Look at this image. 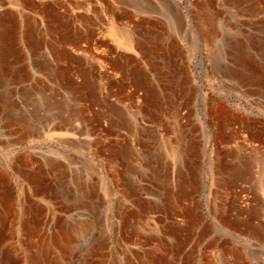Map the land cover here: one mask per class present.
Returning <instances> with one entry per match:
<instances>
[{
	"label": "rangeland",
	"instance_id": "374dc122",
	"mask_svg": "<svg viewBox=\"0 0 264 264\" xmlns=\"http://www.w3.org/2000/svg\"><path fill=\"white\" fill-rule=\"evenodd\" d=\"M261 5L0 0V264H264V77L256 93L230 75L239 53L264 65ZM151 62L163 68L152 92ZM167 68L188 71L201 92H170ZM67 115L91 137H66L56 122ZM221 129L228 138L217 139ZM191 134L201 151L174 176L169 144L181 149Z\"/></svg>",
	"mask_w": 264,
	"mask_h": 264
},
{
	"label": "bare ground",
	"instance_id": "6f19581e",
	"mask_svg": "<svg viewBox=\"0 0 264 264\" xmlns=\"http://www.w3.org/2000/svg\"><path fill=\"white\" fill-rule=\"evenodd\" d=\"M234 1V3L235 4H240L241 5V3H250L253 7V12H255V10H257L258 9V5H259V2H260V4H261V2H263L264 3V0H233ZM247 6V5H246ZM249 6V5H248ZM262 6V5H261ZM245 6H243V8H244ZM262 7H264V5L262 6ZM236 8V7H235ZM255 9V10H254ZM170 11V10H169ZM202 11V10H201ZM248 12V11H247ZM238 13V12H237ZM248 14V13H247ZM246 14V15H247ZM180 16H181V14H179ZM221 15V14H220ZM240 15V14H239ZM177 18V17H176ZM178 18H179V16H178ZM181 18V21L179 22L182 26H184V24H185V18L184 17H180ZM17 19V18H16ZM6 20V19H5ZM177 20V19H176ZM211 20V19H210ZM185 21V22H184ZM148 22V21H147ZM177 23V22H176ZM210 24H212V23H210ZM205 25V24H204ZM121 26V25H120ZM216 27V26H215ZM155 28V27H154ZM203 29V28H202ZM205 30H206V28H204ZM213 29V28H212ZM79 30V29H78ZM218 30V29H217ZM1 31V30H0ZM136 31V30H135ZM150 31V30H149ZM217 32V31H216ZM19 33V32H18ZM22 33V32H21ZM125 33V32H124ZM139 33V32H138ZM218 33V32H217ZM216 33V34H217ZM3 34V33H2ZM1 33H0V36L2 35ZM157 34V33H156ZM215 34V33H214ZM4 35V34H3ZM8 35V34H7ZM21 35V34H20ZM25 35V34H24ZM201 35V34H200ZM23 36V35H22ZM155 36V35H154ZM147 37H149V36H147ZM146 37V40L148 39ZM215 37V36H214ZM214 37H212L211 36V34H210V32H209V29L207 30V32H205V34H204V39H203V42L207 45V40L209 41V40H212ZM1 38H3V36H1ZM18 38H19V36H18ZM43 38V37H42ZM121 38H122V40H123V44L124 45H126V46H128L127 48H133V43L134 42H132V40L128 37V36H125V34H122L121 35ZM162 38V37H161ZM87 39V38H86ZM239 39V38H238ZM9 40V39H8ZM20 40V39H19ZM22 40V39H21ZM144 40V39H143ZM149 40V39H148ZM150 40H151V37H150ZM153 40V39H152ZM155 40V39H154ZM163 40H164V38H163ZM2 41V39L0 40V42ZM161 41V40H160ZM159 41V42H160ZM216 41V40H215ZM143 42H145V41H143ZM171 42V41H170ZM169 42V43H170ZM172 42L173 43H175L173 40H172ZM211 42V41H210ZM214 42V41H213ZM138 43V42H137ZM147 43V42H146ZM158 43V42H157ZM164 43V42H163ZM192 43V42H191ZM216 43V42H215ZM87 44V43H86ZM142 44V43H141ZM150 45H152L151 43H149ZM155 44H153V46H154ZM158 45H161L160 47H162V45L164 46V44H160V43H158ZM170 45V44H169ZM168 45V48L170 49V47H175L174 45L173 46H169ZM212 45V44H211ZM210 45V46H211ZM3 46H4V44H3ZM143 46H145V44H143ZM157 46V45H156ZM8 47V46H7ZM32 47V46H31ZM142 47V46H141ZM158 47V46H157ZM177 48L175 49V50H173L174 51V53L176 52V54L174 55V54H172L173 56H171L174 60L175 59H177L176 57L178 56V54H179V56H180V52H179V48H178V46H176ZM13 48V47H12ZM143 48V47H142ZM146 48H149L150 50H151V48H150V46H147ZM159 48V47H158ZM163 48V47H162ZM167 48V49H168ZM205 48H207V47H205ZM264 48V47H263ZM262 48V46L260 47V50L257 52L258 54H259V56L260 57H264V49ZM168 49V50H169ZM252 49V48H251ZM261 49H263V50H261ZM40 50V49H39ZM254 50V49H253ZM257 50V49H256ZM255 50V51H256ZM4 51V50H3ZM148 51V50H147ZM160 51V50H159ZM172 51V52H173ZM208 51V50H207ZM144 52H145V50H144ZM161 52V51H160ZM164 52H166V51H164ZM164 52H162V53H164ZM179 52V53H178ZM11 53H12V51H11ZM10 53V54H11ZM148 53V52H147ZM146 53V54H147ZM152 53H154V52H152ZM178 53V54H177ZM151 53H149V55H150ZM165 54H167V53H165ZM182 54V53H181ZM240 55H238V53H237V58H236V60H239V62H237V63H239V64H234V65H236L237 67H234V69L232 70V72H231V76L232 77H234L235 79H237L238 81H240V83L241 84H245V85H249V86H251L252 87V90L254 91V92H258L259 91V88L261 87V84H260V82L262 81H259V80H257V75H259L260 73H262L263 72V77H264V69L262 70V68H263V64L261 65V64H259V62H256L255 60H254V58H253V60H248V58L247 57H245L244 59H247L248 61H246V62H242V55H241V53H239ZM153 55H156V53L155 54H153ZM158 56H159V53L157 54ZM128 56V55H127ZM150 56H152V54L150 55ZM161 56H163V55H161ZM161 56H159V57H161ZM245 56H247L246 54H245ZM130 57V56H129ZM155 57V56H154ZM159 57H155L156 59L157 58H159ZM164 57V56H163ZM250 58H251V56H249ZM253 57V56H252ZM153 58V57H152ZM151 58V59H152ZM167 58V57H166ZM182 58V57H181ZM179 59L180 61L182 60V59ZM7 59V58H6ZM26 59V58H25ZM132 59V58H131ZM150 59V60H151ZM164 59V58H163ZM168 59H170L169 57H168ZM1 60V59H0ZM149 60V59H148ZM154 60V59H153ZM164 60H166V59H164ZM164 60H162V57H161V61H164ZM230 60V59H229ZM261 60H264V58H261ZM155 61V60H154ZM169 61V60H168ZM180 61H178V62H180ZM183 61V60H182ZM232 61V60H231ZM244 61V60H243ZM147 62V61H146ZM177 62V63H178ZM1 63V62H0ZM164 63H167V61H164ZM173 63H174V61H173ZM175 63H176V60H175ZM174 63V64H175ZM176 63V64H177ZM3 64V63H2ZM7 64V63H6ZM171 64V63H170ZM174 64H173V66H174ZM198 64H201V60H199V62H198ZM150 72H144V73H146L145 75L144 74H142V75H144V85L147 87V89L149 88L150 90H151V92L154 90H157L158 89V86L153 82V77H155L156 78V80H157V77H158V74H157V70H158V68H161V67H159L160 66V63L159 62H151L150 63ZM182 65V64H181ZM164 66V65H163ZM172 66V67H173ZM184 66V65H183ZM247 67V71H246V67ZM1 67V66H0ZM5 67V66H4ZM165 67V66H164ZM176 67V66H175ZM178 67V66H177ZM176 67V68H177ZM170 68V67H169ZM175 68V69H176ZM18 69V68H17ZM161 69H163V68H161ZM168 69V68H167ZM174 69V68H173ZM179 69H180V67H179ZM10 70V69H9ZM169 70V69H168ZM183 70H186V68L185 69H183ZM258 70L260 71V70H262V71H260L259 73H257L258 72ZM139 71V70H138ZM173 71V70H172ZM181 71V70H180ZM213 71V70H212ZM162 72V71H161ZM166 72V71H165ZM8 73H9V71H8ZM227 73V72H226ZM1 74H3V72L1 73ZM18 74V73H17ZM167 75H169L170 74V76L171 77H169V78H171V82H170V87L172 88L171 90H170V92L174 89H176V88H178L177 90L178 91H180V92H184L185 94H189L190 93V91L192 92V93H194V94H199L201 91L199 90V86H198V84L197 83H195L194 81H193V79L191 78V76L189 75V73H188V71H183V72H179V74H178V76L176 77V75H175V72H171V69L169 70V71H167V73H166ZM219 74H221L220 72H219ZM9 75V74H8ZM142 75H140V76H142ZM225 75H227V74H225ZM245 75H247V77L245 76ZM248 75H250V77L248 76ZM161 76H163V75H161ZM182 76V77H181ZM224 76V75H223ZM167 77V76H166ZM227 77V76H226ZM134 78V77H133ZM161 78V77H160ZM220 78V77H219ZM228 78V77H227ZM140 79V78H139ZM230 79V78H229ZM232 80H233V78H231ZM183 80V81H182ZM163 81V80H162ZM182 81V82H181ZM163 82H165V81H163ZM141 85V84H140ZM165 85V84H164ZM168 85V84H167ZM160 86H161V84H160ZM168 86V87H169ZM163 87V86H162ZM161 87V88H162ZM153 89V90H152ZM165 89V88H164ZM166 90H167V87H166ZM148 91V90H147ZM146 91V92H147ZM163 91V90H162ZM165 91V90H164ZM173 92V91H172ZM177 92V91H176ZM180 92H177V93H179V94H176V95H181V97H183L182 96V94H180ZM148 93V92H147ZM154 93H156V92H153V94ZM255 93V94H256ZM174 94H175V92H174ZM202 95V94H201ZM164 96V95H163ZM193 96V95H192ZM153 97V96H152ZM156 97V96H155ZM177 97V96H176ZM176 97H174L175 99H176ZM185 97V96H184ZM189 97V96H188ZM187 97V98H188ZM203 97V96H202ZM151 98V97H150ZM157 98V97H156ZM166 98V97H165ZM164 98V99H165ZM169 98V97H168ZM178 98H179V96H178ZM193 98V97H192ZM159 99V98H158ZM161 99V98H160ZM160 99H159V101H160ZM183 99V98H182ZM181 99V100H182ZM186 99V98H185ZM1 100H3V99H1ZM153 100V99H152ZM172 100H173V98H172ZM170 101V100H169ZM190 101V100H189ZM192 101V100H191ZM154 102H156L155 100H154ZM175 102V101H174ZM181 102V101H180ZM185 102H186V100H185ZM184 102V103H185ZM167 103V102H166ZM170 103V102H169ZM161 104V103H160ZM159 103H158V105H160ZM187 104H189L188 103V101H187ZM157 105V104H156ZM189 105H191V103L189 104ZM260 105V104H259ZM154 106H155V104H154ZM176 106V105H175ZM219 106V105H218ZM217 106V109L218 108H221V107H218ZM171 107V106H170ZM187 107V106H186ZM216 107V106H215ZM155 108V107H154ZM176 109V108H175ZM213 109H214V107H213ZM216 109V110H217ZM178 110V109H177ZM219 110V109H218ZM221 110V109H220ZM1 111V110H0ZM213 111V110H212ZM157 112V111H156ZM229 113V112H228ZM78 114V113H77ZM210 114H212V113H210ZM216 114V113H215ZM179 115V114H178ZM54 118V117H53ZM66 119H64V120H59L58 122H56V126L58 127V128H60L61 130L62 129H67V135H66V137H79V136H84V137H86V138H90L91 137V133H90V130L91 129H89L88 127H86V126H88V125H86V124H84V122L82 123V124H84V125H86V126H82L81 127V124H80V122H79V120H78V118H80V117H74L73 116V118H70L69 117V115H67L66 117H65ZM190 117H188L187 119H189ZM156 119H157V117H156ZM54 120H55V118H54ZM239 121V120H238ZM189 122V121H188ZM193 122V121H192ZM220 122V121H219ZM218 122V123H219ZM190 123V122H189ZM191 125V124H190ZM189 125V126H190ZM197 125V124H196ZM196 125H194V126H196ZM230 125V124H229ZM56 127V128H57ZM220 127V126H219ZM57 128V129H58ZM172 128V127H171ZM187 128V127H186ZM193 127H191V129H192ZM198 128V127H197ZM195 129H196V127H195ZM195 129H193L194 131H195ZM181 130H183V129H181ZM184 130H186V129H184ZM192 130V131H193ZM193 131V132H194ZM200 131V130H199ZM254 132V131H253ZM189 133V132H188ZM195 133V132H194ZM217 133V132H216ZM261 133V132H260ZM92 134H94L93 133V131H92ZM184 134V133H183ZM200 134H202L201 132H200ZM215 134V133H214ZM203 135V134H202ZM202 135H200V138L202 137ZM217 135V134H216ZM232 135V134H231ZM188 136H189V134H188ZM59 138V137H58ZM225 138H228V136L226 135V133L225 132H223L222 131V129L221 130H219L218 131V135H217V139H225ZM181 139H183V138H181ZM188 140V142H187V144H186V146L185 147H183L182 146V148L180 149L179 147H176V145L175 144H169V147H170V151H169V153L171 154V159H172V161L170 162L171 164H170V173L171 174H174L175 173V171H176V168H177V166H178V164H179V162H180V159H183V158H185V157H187V156H189L190 154H191V152L193 153V151L196 153L198 150L199 151H201V147H199V144H197L196 145V151L195 150H193L192 148H190V147H188V145L189 144H191V143H193V142H191V141H193V140H196L197 138L195 137V136H193V134H191V137H190V139L189 138H187ZM210 139V138H209ZM208 139V140H209ZM58 140V139H57ZM179 140V139H178ZM178 140L176 141V143H177V145L179 146L180 144H179V142H178ZM184 140V139H183ZM208 140L206 141V140H204L203 141V143H205V146L208 144ZM229 140H230V138H229ZM144 141V140H143ZM215 141H217V140H215ZM183 141H181L180 143H182ZM175 143V142H174ZM193 145V144H192ZM97 146V145H96ZM95 146V147H96ZM94 151V150H93ZM99 151V150H98ZM204 151V148L202 149V152ZM264 153V152H263ZM97 154V153H96ZM199 155V154H198ZM191 157H193V156H191ZM236 158V157H235ZM264 158V157H263ZM234 159V158H233ZM47 160V159H46ZM238 160V159H237ZM191 161V160H190ZM195 161H197V160H195ZM50 162V161H49ZM193 162V161H192ZM157 163V162H156ZM195 163V162H194ZM197 163H200V162H197ZM49 164V163H48ZM185 164V163H184ZM183 164V165H184ZM188 164V163H187ZM231 164V163H230ZM60 165V164H59ZM198 165V164H197ZM262 165V164H261ZM54 166V165H53ZM53 166H52V168H53ZM55 166H57L56 164H55ZM61 166V165H60ZM166 166V165H165ZM185 166H187V165H185ZM223 166V165H222ZM227 166V165H226ZM62 167V166H61ZM192 166H190L189 168H191ZM235 167V166H234ZM233 167V168H234ZM59 168V167H58ZM231 168L232 169V171L233 172H236L237 173V171H234L236 168ZM185 169V168H184ZM223 169V168H222ZM240 169V168H239ZM98 170V169H97ZM248 170V169H247ZM26 171V170H25ZM162 171V170H161ZM188 171V170H187ZM244 171H246V170H243L242 171V174L244 175ZM100 172V170H98V173ZM178 172H179V170H178ZM178 172L176 173V174H178ZM189 172V171H188ZM244 172V173H243ZM193 173V170H192V172L190 173V174H192ZM236 173H235V175H236ZM238 173H240V172H238ZM170 174V175H171ZM176 174H174V176L176 175ZM180 174V173H179ZM241 174V173H240ZM169 175V176H170ZM188 175H189V173H188ZM245 175H247V174H245ZM179 176V175H178ZM197 176V175H196ZM248 176V175H247ZM249 176H250V174H249ZM166 177V176H165ZM191 177V176H190ZM157 178V177H156ZM155 179V178H154ZM168 179H170L169 177L167 178V180ZM173 179V178H172ZM175 179V178H174ZM195 179V178H194ZM163 180V179H162ZM165 180H166V178H165ZM171 181V180H170ZM225 181H227V179L225 180ZM48 182V181H47ZM160 182V181H159ZM178 182V181H177ZM183 182V181H182ZM193 182H194V180H193ZM49 183V182H48ZM47 183V184H48ZM162 183V182H161ZM179 183V182H178ZM45 184V183H44ZM43 184V185H44ZM50 184H51V182H50ZM54 184V183H53ZM95 184V183H94ZM171 184V183H170ZM170 184L168 185L169 186V188H170ZM43 185H41V186H43ZM49 185V184H48ZM180 185V184H179ZM227 185V184H226ZM41 186H34V187H38L39 189L41 188ZM53 186V185H52ZM182 186V185H181ZM33 187V186H32ZM44 187H45V185H44ZM54 187V186H53ZM53 187H51V189L53 188ZM57 187V186H56ZM160 187V186H159ZM163 187H165V186H163ZM162 187V188H163ZM189 187V186H188ZM46 188H49L48 186L46 187ZM165 188H167V186L165 187ZM169 188H167V190L169 189ZM35 189V188H34ZM50 189V190H51ZM56 189V188H55ZM55 189H54V191H55ZM171 189H172V186H171ZM47 190V189H46ZM59 190V189H58ZM58 190H56L55 191V194H54V198H52V199H54L55 200V202L57 201V202H62L64 199V196H63V194H62V191H58ZM135 190H136V188H135ZM166 190V189H165ZM37 191V190H36ZM53 191V190H52ZM91 191V190H90ZM169 191H171V190H169ZM168 191V192H169ZM4 192V191H3ZM8 192V191H7ZM167 192V193H168ZM185 192V191H184ZM46 193V192H45ZM47 193H49V192H47ZM142 193V192H141ZM153 193V192H152ZM175 193V192H174ZM178 193V192H177ZM14 194V193H13ZM190 194V193H189ZM144 195V194H143ZM176 195V194H175ZM168 196V195H167ZM46 197V196H45ZM53 197V196H52ZM42 198H44L43 196H42ZM47 198V197H46ZM7 199V198H6ZM47 199H49V196H48V198ZM52 199H51V201H52ZM67 199V198H66ZM167 199H170V198H168L167 197ZM166 199V200H167ZM9 200V199H8ZM29 200V199H28ZM46 200V199H45ZM1 201V200H0ZM65 201V200H64ZM22 202V201H21ZM33 202V201H32ZM170 202V201H169ZM173 202V201H172ZM171 202V203H172ZM13 203V202H12ZM36 203V202H35ZM258 203V202H257ZM59 205H60V203H58ZM58 204H57V206H58ZM62 204V203H61ZM166 204H168V203H166ZM53 205L54 206H56L54 203H53ZM169 205H171V204H169ZM173 205V204H172ZM164 206V205H163ZM175 206V205H174ZM3 207V206H2ZM64 207V206H63ZM171 207V206H170ZM173 207V206H172ZM186 207V206H185ZM9 208V207H8ZM61 208V207H60ZM166 208V207H165ZM176 208V207H175ZM171 209V208H170ZM14 210V209H13ZM69 210V209H68ZM258 210H260V209H258ZM7 211V210H6ZM38 211V210H37ZM168 211V210H167ZM172 211V210H171ZM24 212H25V210H24ZM44 212V211H43ZM173 212V211H172ZM255 212V211H254ZM262 212V211H261ZM15 214V213H14ZM173 214V213H172ZM214 214V213H213ZM260 214V212L259 213H257V216ZM9 215V214H8ZM26 215H27V213H26ZM171 215V214H170ZM262 215V214H261ZM10 217V216H9ZM37 217V216H36ZM260 217V216H259ZM257 218V217H256ZM221 219V218H220ZM7 220V219H6ZM30 220V219H29ZM54 224V223H53ZM58 224V223H57ZM60 225V224H59ZM2 227V226H1ZM63 228H64V226H62ZM62 227H61V229H62ZM188 227V226H187ZM165 228V227H164ZM52 229V228H51ZM53 232V231H52ZM164 232V231H163ZM257 232V231H256ZM12 233V232H11ZM58 234H61L60 232L58 233ZM64 234V233H63ZM139 234V233H138ZM142 234V233H141ZM32 235V234H31ZM52 235H54L53 233H52ZM147 236V235H146ZM31 237V236H30ZM56 237H58V236H56ZM63 237V240L65 241V243H70L71 241H69L67 238H64V236H62ZM32 238V237H31ZM54 238V237H53ZM14 239V238H13ZM24 239V238H23ZM57 239V238H56ZM108 239V238H107ZM154 239V238H153ZM58 240V239H57ZM150 240V239H149ZM160 240V239H159ZM169 240V239H168ZM29 241V240H28ZM146 241V240H145ZM163 241V240H162ZM166 241V240H165ZM21 242V241H20ZM52 242V241H51ZM54 243H56V240L55 241H53ZM58 242H59V240H58ZM61 242V241H60ZM26 243H28V242H26ZM25 243V244H26ZM72 243V242H71ZM105 243V242H104ZM148 243V242H147ZM160 243V242H159ZM159 243H157V245H160V246H162L161 244H159ZM168 243V242H167ZM210 243V242H209ZM102 245H103V243H101ZM106 244H108V243H106ZM146 244V243H145ZM153 244V243H152ZM173 245H174V243H172ZM178 244V243H177ZM99 245V244H98ZM58 246H59V244H58ZM57 246V247H58ZM104 246V245H103ZM156 246V245H155ZM166 246H169V245H166ZM166 246H164L163 248H167ZM175 246H178V245H176V243H175ZM208 246V245H207ZM56 247V248H57ZM60 247V246H59ZM104 247H106V246H104ZM212 247V246H211ZM49 248H50V246H49ZM65 248H66V246H65ZM98 248V247H97ZM101 248H102V246H101ZM155 248V247H154ZM175 248V247H174ZM26 249V248H25ZM46 249V248H45ZM67 249V248H66ZM168 249V248H167ZM166 249V250H167ZM42 250V249H41ZM50 250H51V248H50ZM58 250H61V253H63V250H62V248L60 249H58ZM103 250V249H102ZM169 251H170V248L168 249ZM173 250V249H172ZM96 251V250H95ZM164 251V250H163ZM162 251V252H163ZM166 252V253H168V254H166L167 256L170 254V252ZM60 252V251H59ZM66 252V251H65ZM173 252V251H172ZM175 252V251H174ZM191 252V251H190ZM10 253V252H9ZM165 253V252H164ZM229 253V252H228ZM3 254V253H2ZM1 254V255H2ZM54 254V253H53ZM99 254V253H98ZM141 254V253H140ZM156 254V253H155ZM238 254V253H237ZM19 255V254H18ZM63 255V254H62ZM146 255V254H145ZM151 255V254H150ZM161 255V254H160ZM232 255H233V253H232ZM38 256H39V254H38ZM94 256V255H93ZM92 256V257H93ZM96 256V255H95ZM136 256V255H135ZM151 256H153V255H151ZM164 256V255H163ZM191 256H192V254H191ZM190 256V258L189 259H192V257ZM235 256H237V255H235ZM240 256V255H239ZM239 256H238V258H239ZM7 257V256H6ZM125 257V256H124ZM165 257V256H164ZM177 257V256H176ZM184 257H186V256H184ZM57 258V257H56ZM149 258H151V257H149ZM152 258H154V257H152ZM163 258V257H162ZM166 258V257H165ZM235 259L237 258V257H234ZM2 259V258H1ZM10 259V258H9ZM49 258H47V260H48ZM93 259V258H92ZM141 259V258H140ZM139 259V261H141ZM158 259V258H157ZM176 259V258H175ZM188 259V258H187ZM11 261V260H10ZM95 261H96V259H95ZM162 261H164V260H162ZM236 261V260H235ZM41 262V261H40ZM47 262V261H46ZM48 262H49V260H48ZM52 262H54V259H53V261ZM52 262H50V263H52ZM127 263H128V261H126ZM131 262V261H130ZM150 262H152V261H150ZM166 262V261H165ZM169 262V261H168ZM174 262H175V260H174ZM43 263H45V262H43ZM93 263V262H92ZM96 263V262H95ZM126 263V264H127ZM131 263H133V262H131ZM160 263V262H159ZM46 264V263H45ZM54 264V263H53ZM55 264H57L56 262H55ZM145 264V263H144ZM166 264V263H165ZM186 264H188V263H186ZM191 264V263H190ZM237 264V263H236Z\"/></svg>",
	"mask_w": 264,
	"mask_h": 264
}]
</instances>
